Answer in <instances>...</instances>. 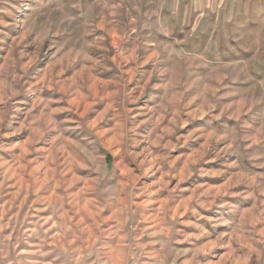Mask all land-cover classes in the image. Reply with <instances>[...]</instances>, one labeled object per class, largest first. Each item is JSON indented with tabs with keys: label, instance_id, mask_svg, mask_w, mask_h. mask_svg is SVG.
<instances>
[{
	"label": "clouds",
	"instance_id": "9594fccd",
	"mask_svg": "<svg viewBox=\"0 0 264 264\" xmlns=\"http://www.w3.org/2000/svg\"><path fill=\"white\" fill-rule=\"evenodd\" d=\"M0 264H264V0H0Z\"/></svg>",
	"mask_w": 264,
	"mask_h": 264
},
{
	"label": "rangeland",
	"instance_id": "374dc122",
	"mask_svg": "<svg viewBox=\"0 0 264 264\" xmlns=\"http://www.w3.org/2000/svg\"><path fill=\"white\" fill-rule=\"evenodd\" d=\"M185 166H187V165H185ZM213 178H215V176H213Z\"/></svg>",
	"mask_w": 264,
	"mask_h": 264
}]
</instances>
